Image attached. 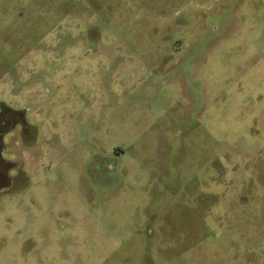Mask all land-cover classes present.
<instances>
[{
  "label": "rangeland",
  "instance_id": "374dc122",
  "mask_svg": "<svg viewBox=\"0 0 264 264\" xmlns=\"http://www.w3.org/2000/svg\"><path fill=\"white\" fill-rule=\"evenodd\" d=\"M0 101V264H264V0H0Z\"/></svg>",
  "mask_w": 264,
  "mask_h": 264
},
{
  "label": "flooded vegetation",
  "instance_id": "af4514ba",
  "mask_svg": "<svg viewBox=\"0 0 264 264\" xmlns=\"http://www.w3.org/2000/svg\"><path fill=\"white\" fill-rule=\"evenodd\" d=\"M26 6H19L15 14L22 18ZM28 112L27 107L19 108L0 101V153H3L0 159V189L12 186L15 181L13 174H26L28 178L26 158L40 151L39 125L29 119ZM107 165L110 170L114 168L111 162Z\"/></svg>",
  "mask_w": 264,
  "mask_h": 264
},
{
  "label": "water",
  "instance_id": "95a60500",
  "mask_svg": "<svg viewBox=\"0 0 264 264\" xmlns=\"http://www.w3.org/2000/svg\"><path fill=\"white\" fill-rule=\"evenodd\" d=\"M2 155H3V153L1 152V153H0V159L2 158Z\"/></svg>",
  "mask_w": 264,
  "mask_h": 264
}]
</instances>
